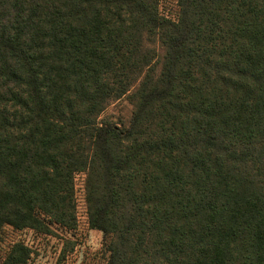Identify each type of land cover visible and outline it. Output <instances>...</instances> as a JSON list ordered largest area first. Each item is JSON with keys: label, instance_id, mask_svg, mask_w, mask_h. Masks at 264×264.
<instances>
[{"label": "trees", "instance_id": "16d2710c", "mask_svg": "<svg viewBox=\"0 0 264 264\" xmlns=\"http://www.w3.org/2000/svg\"><path fill=\"white\" fill-rule=\"evenodd\" d=\"M177 5L0 0V227H73L82 171L119 264H264V0ZM127 92L129 124L99 123Z\"/></svg>", "mask_w": 264, "mask_h": 264}, {"label": "rangeland", "instance_id": "374dc122", "mask_svg": "<svg viewBox=\"0 0 264 264\" xmlns=\"http://www.w3.org/2000/svg\"><path fill=\"white\" fill-rule=\"evenodd\" d=\"M159 14L162 21L176 20L179 7L177 0H159ZM158 52L160 45L155 43ZM133 104L131 92L111 100L98 116L99 123L111 122L119 127L129 124ZM86 174L79 171L73 175V198L75 223L73 227L49 222V230L42 231L30 227L15 228L9 224L0 227V263L4 261L11 246L20 242L30 250L23 264H119L126 255V245L122 234L104 232L88 224L85 201ZM42 216V215H41Z\"/></svg>", "mask_w": 264, "mask_h": 264}]
</instances>
